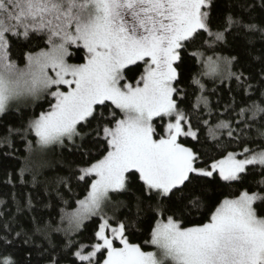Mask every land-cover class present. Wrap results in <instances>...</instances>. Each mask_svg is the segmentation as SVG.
Here are the masks:
<instances>
[{"label": "snow or ice", "instance_id": "1", "mask_svg": "<svg viewBox=\"0 0 264 264\" xmlns=\"http://www.w3.org/2000/svg\"><path fill=\"white\" fill-rule=\"evenodd\" d=\"M230 36L253 48L255 37L264 42V0H0V116L33 112L0 143L13 148L18 136L29 153L59 146L88 158L60 179L69 190L72 179L87 184L84 198L58 223L35 228L49 240L48 264H264V146L250 135L264 124V91L245 95L261 89L231 71L238 58L216 55ZM33 38L44 46L23 54L21 67L13 45ZM189 60L211 71L187 76ZM221 66L241 100L225 108L231 119L212 124L203 77ZM189 138L211 139V150ZM209 185L237 188L205 205ZM133 186L135 214L118 202L128 217H109L106 206ZM145 203L156 219L145 242L154 251L130 239ZM201 206L214 208L208 222L183 227L181 217ZM93 218L85 244L76 237ZM0 229L15 231L10 223ZM52 233L62 236L59 249ZM13 244L4 238L0 264H19Z\"/></svg>", "mask_w": 264, "mask_h": 264}, {"label": "trees", "instance_id": "2", "mask_svg": "<svg viewBox=\"0 0 264 264\" xmlns=\"http://www.w3.org/2000/svg\"><path fill=\"white\" fill-rule=\"evenodd\" d=\"M255 41L253 48L244 37L235 39L230 36L228 43L217 49L216 55L238 58V62H234L231 70L236 73H243L245 78L251 77L253 89H261V91H247L245 95L259 98L261 92L264 91V87L260 84L261 69L264 68V42L260 41L259 36L255 37ZM198 44L199 42H197V46ZM43 46L44 42L39 38H33L30 41L20 40L13 45V58L17 59L20 65H23V61L19 59L23 54L28 51H38ZM191 51L193 49H189V52ZM206 55L211 56L212 52H206ZM188 64L193 65V67L190 71H186L187 76L197 72H205L204 67H201L198 61L189 60ZM188 83H191L190 79L186 81V84ZM203 83L213 106V117L210 119V123L215 124L219 120L231 119L225 108L232 104L233 99L236 103L241 100V92L237 88L236 82L231 79L204 76ZM186 90L192 91L190 88H186ZM190 99L195 100V97H190ZM43 107L46 108L47 104L44 103ZM40 110L41 108L37 107L35 112L38 113ZM32 114L31 109L18 112L13 108L8 114L0 116V140L6 135L8 127H20ZM260 133H264V124L258 122L253 125L250 135L256 139L257 144L264 146ZM206 134V129H202V141ZM223 140L228 149L233 150L235 146L227 144L226 136ZM188 142L190 146L209 151L213 145L211 139L206 143L196 144L189 138ZM235 150L239 151L240 149L235 148ZM93 155H95L94 149ZM85 159L88 158L82 157L79 152L70 147L61 148L57 146L44 151L36 150L29 153L25 142L18 136L14 139L13 148H8L0 143V225L10 223L15 229L10 233L0 229V247H3V240L6 236L8 240L13 241L14 244L9 248V251L14 254V258L19 261V264H48L51 253L49 240L38 233L34 234L35 228L38 225L42 227L52 221L58 223L63 212L73 210L76 207V201L84 198L88 190L87 184L72 179L69 190V186L62 185L60 179L71 176ZM24 168L29 169V171L21 173V169ZM33 175L36 176L35 181H33ZM255 179L259 180L260 177L257 176ZM251 180L252 178H249V181ZM236 188L237 185L221 188H213L209 185L207 189L209 199L204 204H217L224 199V195H220L221 192L227 195L235 191ZM138 195L139 193L133 186L129 194L114 196L113 202L107 205L110 217L115 215L121 220L128 217L129 208L123 207L118 202L132 205L130 210L135 214L137 211L135 197ZM29 201H31L30 204ZM212 210L214 208L210 210L208 207L201 206L198 211L194 210L187 213L181 217L182 226L193 227L207 223ZM155 222L153 213L145 203L140 211L139 220L135 221L134 226L130 228L131 242L142 245L145 251L151 250L153 247L145 242ZM85 223L86 228L82 235L77 236L76 239L87 244L97 225V220L93 218ZM16 232H21L24 235L17 237ZM25 235L30 238L28 243H24ZM50 237L52 244L58 246V249L62 247L60 234L52 233ZM62 264H66V262L62 261Z\"/></svg>", "mask_w": 264, "mask_h": 264}, {"label": "rangeland", "instance_id": "3", "mask_svg": "<svg viewBox=\"0 0 264 264\" xmlns=\"http://www.w3.org/2000/svg\"><path fill=\"white\" fill-rule=\"evenodd\" d=\"M218 56H220V55H218ZM21 67L23 66V65H20ZM204 70H205V72L206 71H211L209 68H207V67H204ZM232 71V70H231ZM207 77L209 76V77H212V78H217V79H229L227 76H225V75H223V67L221 66L220 67V70L215 74V75H206ZM15 109V108H14ZM83 199V198H82ZM108 207L106 206V208H105V213L110 217V215H109V213H108ZM71 211V210H70ZM87 222V221H86ZM155 249L154 248H152L151 250H148V251H154Z\"/></svg>", "mask_w": 264, "mask_h": 264}]
</instances>
